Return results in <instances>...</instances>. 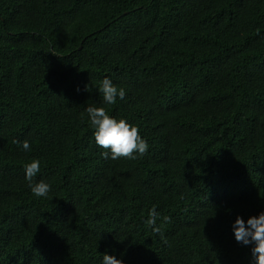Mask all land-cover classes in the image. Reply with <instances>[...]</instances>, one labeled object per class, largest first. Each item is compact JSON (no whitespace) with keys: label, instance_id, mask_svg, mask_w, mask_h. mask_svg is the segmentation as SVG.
<instances>
[{"label":"trees","instance_id":"trees-1","mask_svg":"<svg viewBox=\"0 0 264 264\" xmlns=\"http://www.w3.org/2000/svg\"><path fill=\"white\" fill-rule=\"evenodd\" d=\"M105 76L135 159L95 142ZM262 209L264 0H0V264H254L232 223Z\"/></svg>","mask_w":264,"mask_h":264},{"label":"clouds","instance_id":"clouds-1","mask_svg":"<svg viewBox=\"0 0 264 264\" xmlns=\"http://www.w3.org/2000/svg\"><path fill=\"white\" fill-rule=\"evenodd\" d=\"M89 90L88 85L85 86ZM98 92L102 94L103 103L100 105H88L85 109L87 112L88 122L94 130L93 135L98 146L108 151L103 155H111L113 160L120 157L135 159L137 155L142 156L149 148L148 141L142 136L139 126L129 120L127 117L117 118L111 115L105 105L116 103L117 99H124L126 89L118 87L111 78L105 76L98 87ZM14 143L23 151H30V142L25 139L23 142L15 140ZM24 179L28 182L31 193L36 197H47L51 191L49 181L40 178L36 179L40 171V158H32L23 165ZM160 219L161 223L168 221L169 217L161 216V213L153 207L145 223L152 226V230L164 238L161 231V225L157 224ZM232 231L235 240L244 245H251V252L254 257V264H264V209L258 214L247 217L237 215L232 223ZM100 264H126L122 258H118L115 252L109 253L104 251V255L99 258Z\"/></svg>","mask_w":264,"mask_h":264}]
</instances>
